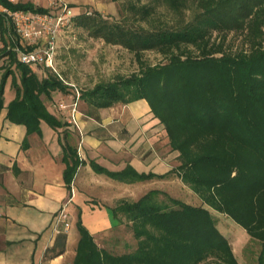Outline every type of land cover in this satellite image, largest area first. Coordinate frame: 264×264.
Wrapping results in <instances>:
<instances>
[{"label":"trees","instance_id":"16d2710c","mask_svg":"<svg viewBox=\"0 0 264 264\" xmlns=\"http://www.w3.org/2000/svg\"><path fill=\"white\" fill-rule=\"evenodd\" d=\"M0 3L13 9L49 10L30 1ZM159 6L177 17L172 24L153 17ZM129 7L147 25L110 21L98 10L72 16L73 23L91 36L127 47L139 63L137 71L86 87L80 98L92 108L145 98L179 163L157 174L138 172L132 165L111 171L89 162L96 172L125 182L176 173L202 203H188L163 189H150L132 201L119 199L112 212L134 238L132 246L125 245L129 249L119 252L98 246L78 216L73 264H238L212 209L260 243L257 264H264V0H135ZM231 32L241 33L240 46L227 43ZM0 37V109L9 78L14 97L5 105L7 119L24 124L27 134L41 133V122L46 121L54 129L62 128L65 138L68 123L46 100L51 105L57 92L66 94L70 87L50 69H43L39 78L18 60L2 12ZM145 50H157L166 61L145 62ZM61 147L62 177L69 188L82 162L75 144L63 140ZM59 233L64 243L66 234L61 228Z\"/></svg>","mask_w":264,"mask_h":264},{"label":"crops","instance_id":"0c3cea01","mask_svg":"<svg viewBox=\"0 0 264 264\" xmlns=\"http://www.w3.org/2000/svg\"><path fill=\"white\" fill-rule=\"evenodd\" d=\"M14 1L46 7L48 0ZM60 2L72 3L74 9L88 3ZM12 89L7 82L0 109V264H73L78 216L98 246L110 251L125 247L127 226L114 216L112 207L122 198L138 199L134 192L146 181L153 189L167 191L164 185L171 174L125 182L96 172L89 160L111 171L132 165L142 173L168 172L171 160L166 130L149 103L142 98L108 107L87 106L86 111L80 110L78 126L60 115L68 123L64 138L62 128L54 129L46 121L41 122V133L27 134L24 124L7 119L5 105L14 97ZM46 104L52 110L49 100ZM63 140L75 144L82 162L69 188L62 177ZM62 208L67 221L55 226V215ZM60 228L66 234L64 243Z\"/></svg>","mask_w":264,"mask_h":264},{"label":"rangeland","instance_id":"374dc122","mask_svg":"<svg viewBox=\"0 0 264 264\" xmlns=\"http://www.w3.org/2000/svg\"><path fill=\"white\" fill-rule=\"evenodd\" d=\"M48 1L44 6L51 9L52 7L48 5ZM87 1L88 3L78 4V8L76 9L72 8V3H68V6L72 8L73 14L82 13L83 11L91 13L98 10L104 18L110 21L126 22V24L134 27L147 25L144 20H139L136 18L137 16L134 17L133 11L129 7V2H135V0ZM153 17H156V20H160L159 23L164 25L172 24L177 18L163 6L157 7ZM61 35L55 48V67L60 76L65 77L64 79L72 83L79 91L86 87H92L100 80H111L117 75H127L132 71H137L139 68V63L135 59L134 53L127 47L125 48L120 44L107 43L100 37L95 38L85 28L78 27L74 23L68 29L61 32ZM241 36V33L236 34L231 32L227 37V43L233 45V47H238L241 44ZM2 59L0 57V64L2 63ZM142 59L149 64L166 61L165 55L157 50H145L142 53ZM43 69H45L43 66L39 67V71L37 72L39 78L43 75ZM2 72L3 68L0 67V77ZM7 82H10L9 78ZM57 96L58 93L54 95V98H57ZM78 105L79 110L83 112L86 111L88 106L81 98ZM51 109L56 116L61 115L53 107ZM168 150L169 159L171 160L170 166L172 168L179 163L178 158H176L177 151H171L170 146ZM153 186L150 181L139 185V188L134 192V197H140L150 189H153ZM164 187L167 193L173 197L175 196L188 203H202L197 194L190 186L185 185L176 173H171L170 182L166 181ZM212 213L217 220V227L222 230L227 236L228 241L231 242L233 252L238 258V264H257L258 253L261 247L260 243L252 239L243 227L234 222L233 219L227 217L226 214L217 213L213 209ZM126 231L128 246H132L134 238L129 228ZM126 248L129 249L130 247H121L119 250H125Z\"/></svg>","mask_w":264,"mask_h":264},{"label":"built area","instance_id":"2783aa9c","mask_svg":"<svg viewBox=\"0 0 264 264\" xmlns=\"http://www.w3.org/2000/svg\"><path fill=\"white\" fill-rule=\"evenodd\" d=\"M48 3L52 8L40 12L8 8L0 3V12L4 14L8 22L10 35L15 41L12 50L16 51L18 60L28 64L36 73L39 71V67L43 66L61 77L54 63L55 48L62 36L61 32L73 24L72 16L74 14L70 7L60 0H49ZM2 46L3 40L0 37V47ZM61 78L70 87V92L66 94L61 91L57 92L58 96L53 98L51 106L56 112H60L68 123L78 126V117L81 114L78 102L81 91L63 77ZM66 218L67 213L62 208L55 215V226L66 222Z\"/></svg>","mask_w":264,"mask_h":264}]
</instances>
